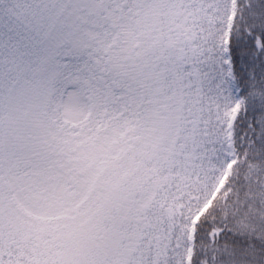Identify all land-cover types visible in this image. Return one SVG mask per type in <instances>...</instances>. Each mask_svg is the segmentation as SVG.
Listing matches in <instances>:
<instances>
[{"label":"snow or ice","instance_id":"1","mask_svg":"<svg viewBox=\"0 0 264 264\" xmlns=\"http://www.w3.org/2000/svg\"><path fill=\"white\" fill-rule=\"evenodd\" d=\"M0 264H264V0H0Z\"/></svg>","mask_w":264,"mask_h":264}]
</instances>
